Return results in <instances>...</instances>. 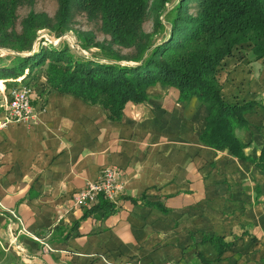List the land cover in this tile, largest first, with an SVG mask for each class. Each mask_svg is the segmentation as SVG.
<instances>
[{
  "label": "crops",
  "instance_id": "obj_1",
  "mask_svg": "<svg viewBox=\"0 0 264 264\" xmlns=\"http://www.w3.org/2000/svg\"><path fill=\"white\" fill-rule=\"evenodd\" d=\"M246 72L219 75L223 98L234 93L227 79L251 84ZM146 95L111 120L99 106L35 88L36 118L0 129V264H264V172L200 143L207 111L196 98L159 83ZM245 118L235 135L257 158L264 111ZM104 167L121 171L116 210L76 208L74 193ZM212 238L227 248L219 254Z\"/></svg>",
  "mask_w": 264,
  "mask_h": 264
},
{
  "label": "trees",
  "instance_id": "obj_2",
  "mask_svg": "<svg viewBox=\"0 0 264 264\" xmlns=\"http://www.w3.org/2000/svg\"><path fill=\"white\" fill-rule=\"evenodd\" d=\"M36 1L0 0V49L10 53L0 57V80L7 86L21 78L42 95L54 91L99 106L111 120L120 119L126 104L146 102L152 85L173 87L181 100L196 98L206 108L200 143L228 150L264 172V146L257 158L246 157L249 145L235 135L248 125V112L264 107L254 100L227 101L219 81L234 50L246 46L252 61L263 59L264 0H56L53 18L29 12L17 31V10ZM76 12L98 21L109 40L97 42L92 32L75 31L77 48L88 56L63 40L33 48L40 30L56 39L68 33ZM149 18L153 29L146 33ZM122 49L132 53L123 56ZM39 68L43 82L34 73ZM99 210L107 216L116 208L100 200L89 211ZM212 239L219 254L227 248L221 238Z\"/></svg>",
  "mask_w": 264,
  "mask_h": 264
},
{
  "label": "rangeland",
  "instance_id": "obj_3",
  "mask_svg": "<svg viewBox=\"0 0 264 264\" xmlns=\"http://www.w3.org/2000/svg\"><path fill=\"white\" fill-rule=\"evenodd\" d=\"M175 1V0H173ZM170 6V4H168ZM57 11V1L56 0H37L33 6H22L17 10V21H16V29L20 31V23L21 21L28 15L29 12L35 13H45L50 18H53ZM194 6L190 7L189 13L194 14ZM71 30L63 35L62 37L56 39L48 30H40L38 31V37L33 45V48H36L39 45L45 46V43H58V41H65L68 43L70 47H74L79 53L88 56L89 54L81 51L77 48L75 31L80 32H92L95 41L102 42L108 41L109 38L102 34L100 30V25L98 21L90 20L85 13L76 12L74 13V18L72 22ZM153 29V20L149 18L143 24V30L146 33H150ZM44 39V40H43ZM5 57L10 53L7 51H0V54ZM91 53H97L96 49H92ZM121 53L123 56H129L132 52L131 50L122 49ZM259 65L255 63L250 58V49L246 46L240 47V50H234L232 56L227 60V62L223 65V69L219 73V75L225 74L227 77H231L232 73L235 74V77L239 76L240 69L245 68L247 75L251 74V84L242 78V82L240 83V79L236 80L227 79L225 82L230 81L231 85L235 88L234 93L229 95V98H232V101L245 102L248 100H254L257 97L259 102L263 103L264 100V62ZM44 68H39L35 70L36 77L43 75ZM226 77V78H227ZM262 79V80H261ZM256 81V85L253 86V82ZM6 88L8 87L5 83ZM247 85V87H245ZM4 86V87H5ZM228 97V96H227ZM231 101V102H232Z\"/></svg>",
  "mask_w": 264,
  "mask_h": 264
},
{
  "label": "built area",
  "instance_id": "obj_4",
  "mask_svg": "<svg viewBox=\"0 0 264 264\" xmlns=\"http://www.w3.org/2000/svg\"><path fill=\"white\" fill-rule=\"evenodd\" d=\"M0 51H4L1 50ZM3 56L0 54V57ZM4 85V82L0 81ZM6 99L3 101V120L0 121V129L9 123L32 121L37 113L32 106L31 96L35 90L32 83L23 82L21 78L16 80V84L4 88ZM3 90V91H4ZM43 109V108H42ZM123 192L121 171L115 167H104L95 182H89L83 189L78 190L72 196L73 205L76 208L90 209L97 205L100 200H104L113 205ZM49 250V247L46 245ZM175 264V263H164Z\"/></svg>",
  "mask_w": 264,
  "mask_h": 264
},
{
  "label": "water",
  "instance_id": "obj_5",
  "mask_svg": "<svg viewBox=\"0 0 264 264\" xmlns=\"http://www.w3.org/2000/svg\"><path fill=\"white\" fill-rule=\"evenodd\" d=\"M4 51H7V50H4ZM7 52H9V51H7ZM16 54V53H15ZM16 55H18V54H16Z\"/></svg>",
  "mask_w": 264,
  "mask_h": 264
}]
</instances>
